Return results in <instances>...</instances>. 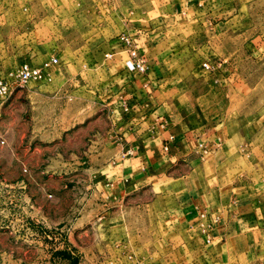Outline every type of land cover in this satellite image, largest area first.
<instances>
[{
	"label": "crops",
	"instance_id": "0c3cea01",
	"mask_svg": "<svg viewBox=\"0 0 264 264\" xmlns=\"http://www.w3.org/2000/svg\"><path fill=\"white\" fill-rule=\"evenodd\" d=\"M223 6L219 0H148L135 5L155 15L139 19V30L121 33L135 36L147 71H126L123 47L118 37L111 39L109 50L94 64L104 75L97 90L103 103L84 98L76 106L63 107L64 88L54 82L67 70L81 75L84 65L50 66L42 80L12 90L5 101L8 118L14 122L20 116L17 110H27L31 139L43 141L28 147L37 167L29 170L31 180L44 197L53 191L56 202L81 193V201L86 200L71 226L48 232L54 243L46 264H82L81 252L96 244L79 242V236L93 229L88 224L99 215V220H110L115 212L109 208H119L118 213L129 194L139 196V211H150L156 220L153 242L128 250L135 264H264V147H241L236 138L225 135L218 119L199 102L201 97L191 100L186 94L185 77L164 87L165 75L183 72L177 65L165 66L152 29L176 25L185 30L207 23L216 27L210 16ZM29 49L19 62L40 66L55 56L53 50ZM88 55L83 58L90 61ZM221 65L212 66L220 71ZM53 91L59 97L51 101ZM71 181L79 191L69 187ZM41 215L49 218L48 212Z\"/></svg>",
	"mask_w": 264,
	"mask_h": 264
},
{
	"label": "rangeland",
	"instance_id": "374dc122",
	"mask_svg": "<svg viewBox=\"0 0 264 264\" xmlns=\"http://www.w3.org/2000/svg\"><path fill=\"white\" fill-rule=\"evenodd\" d=\"M146 1L0 0V77L8 80V73L21 63L17 58L28 47L31 53L38 48L53 50L59 68L84 65L81 75L74 76L67 70L54 82L64 88L63 107L76 106L84 98L98 101L97 90L103 87L104 75L94 64L109 50L111 39L121 32L139 30V19L155 15L135 9ZM219 3L224 6L210 16L212 25L218 23L216 27L207 23L185 30L176 25L152 28L157 50L168 63L165 66L177 65L183 72L165 75L162 84L167 87L185 77V87L189 88L186 94L191 100L201 97L199 102L209 116L218 119V128L225 135L236 138L241 147L246 143L264 147V0ZM86 53L91 54L90 61L83 58ZM203 62H208L211 69L221 62L219 68L224 72L205 70ZM73 83L82 87L77 90ZM57 97L53 91L51 101ZM7 102L0 104V264H46L54 243L48 232L64 224L71 226L82 214L86 200L81 201L82 193L64 195L60 203L54 200L53 191L48 197L42 195L29 170L37 168L30 149L43 141L31 139L34 133L27 110H17L20 116L14 122L8 118ZM65 116L63 124L68 126ZM68 185L79 191L73 187L75 182ZM127 197L128 202L118 213L119 208H109L115 212L110 220H99V215L88 224L93 229L79 236V242L96 244L92 250L81 252L85 255L82 264H89L91 259L93 264H135L130 246L153 242L156 220L150 211H139V196ZM41 212H48L49 218L44 219ZM105 227H110L109 231Z\"/></svg>",
	"mask_w": 264,
	"mask_h": 264
},
{
	"label": "built area",
	"instance_id": "2783aa9c",
	"mask_svg": "<svg viewBox=\"0 0 264 264\" xmlns=\"http://www.w3.org/2000/svg\"><path fill=\"white\" fill-rule=\"evenodd\" d=\"M117 37L125 53V58L123 59L124 69L131 73L145 74L147 71L146 59L144 55L139 52L135 36L132 34L120 33ZM57 64L58 59L56 56H51L40 66H32L27 62H22L8 73V80L0 77V104H3L8 99L13 89L21 88L31 81L42 80L46 76V69L50 66H56ZM202 66L206 70L211 69L208 62H204ZM164 150H168L167 144L164 145Z\"/></svg>",
	"mask_w": 264,
	"mask_h": 264
}]
</instances>
